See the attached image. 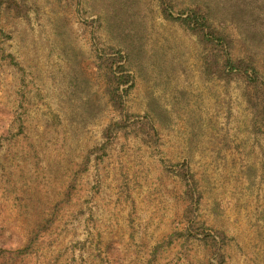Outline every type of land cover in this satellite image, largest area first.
<instances>
[{"label":"rangeland","instance_id":"1","mask_svg":"<svg viewBox=\"0 0 264 264\" xmlns=\"http://www.w3.org/2000/svg\"><path fill=\"white\" fill-rule=\"evenodd\" d=\"M212 58L157 0H0V264H264L260 88Z\"/></svg>","mask_w":264,"mask_h":264},{"label":"trees","instance_id":"2","mask_svg":"<svg viewBox=\"0 0 264 264\" xmlns=\"http://www.w3.org/2000/svg\"><path fill=\"white\" fill-rule=\"evenodd\" d=\"M157 1L164 19L179 21L210 46L213 52L212 69L218 76L221 75L227 79L238 76L255 89L260 88L264 112V79L255 67L254 61L256 54L254 50L258 46L257 37L259 39L260 37L264 38V2L261 0H240L243 1L240 3L242 10L234 11L231 7H235L239 0H202V3L182 13L181 17H174L171 12L173 0ZM7 9L17 10L16 3L14 1L9 3L8 1ZM226 20H231L236 24L237 34L247 48L242 57H232L233 39H230L218 27ZM121 59L122 57L118 53L116 57L111 59L116 71L111 76L113 79L107 89L112 106L117 111L123 110V96L131 85L123 88L125 84L130 82V77L124 70ZM181 178L185 184V194L191 202L195 196L193 178L185 168L181 173ZM204 236L210 237L209 234Z\"/></svg>","mask_w":264,"mask_h":264}]
</instances>
